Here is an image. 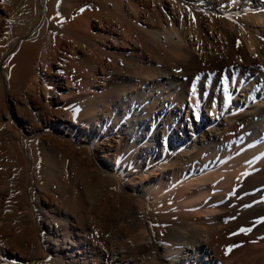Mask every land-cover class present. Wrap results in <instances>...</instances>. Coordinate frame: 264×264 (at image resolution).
<instances>
[{"label": "rangeland", "instance_id": "rangeland-1", "mask_svg": "<svg viewBox=\"0 0 264 264\" xmlns=\"http://www.w3.org/2000/svg\"><path fill=\"white\" fill-rule=\"evenodd\" d=\"M35 1L0 0V264L54 263V259L58 257L54 239L59 234L58 239L64 240L62 232L65 230L69 237L61 249V257L62 261L68 264H152L156 262L151 257L152 250L160 254L161 261L168 262L169 258L165 255L163 245L153 242L155 248H145L143 234L136 228L134 218L129 217V202H131L129 196L113 189V192L112 190L110 192L102 183L110 174L105 172L103 163H106L109 172L116 170L118 162L116 156L119 155L118 159L123 158L124 154L121 152L126 147L127 141L134 146L138 143V147L133 152L140 156L137 163H144L147 156L141 153V146L145 141V135L134 128L128 129L130 134L133 133L134 139L126 137V140L125 136L128 135L124 128L128 120L124 115V109L121 108L117 115L113 110L112 102L109 101L106 103L95 101L94 113L87 106L86 110L89 113L87 116L91 118L81 120L80 100L84 98L88 101L90 94L111 98L117 93L128 98L132 90L141 89L139 74L149 70L152 72L157 70L153 73V80H150H158L157 84L164 90L165 86L158 79L160 72L179 73V80L182 82L180 89L183 94L174 92L169 96L168 101L161 102L162 104L164 102L162 110L154 112L150 110L147 113L142 112V115L150 125L153 123L162 125L159 132L161 135L164 129H167V141L172 149H186L194 142L193 137L200 135L196 127L202 126L204 117L206 114L209 115L208 110L213 105L220 106L222 112H225V107L228 105L227 94L231 91L228 90L227 79L233 71L238 76H242V82H248L249 89L255 87L253 93L255 98L262 97L264 73H261L260 65H250L243 57L237 60L238 62L229 64L224 58L210 61L196 54L194 58L190 57L186 61H177L161 53L163 47L154 42V36L151 35L152 38L145 30L139 42L135 40L129 44L121 43L110 50L108 54L111 56L97 53L91 55L92 52H86L78 45L77 39L74 40L78 38L75 37L76 34L62 31V28H65L64 23L60 21L58 25L59 23L54 21V18L59 19L56 17L57 9L52 7L47 14L49 18L47 25L49 22L50 25L51 23L54 25H48L47 32L35 38L40 40L45 36L43 40L37 43L34 40V46L30 45L32 49L35 47V51L30 50L29 47L26 54L28 53V57L31 53L32 55L25 61L24 68L20 66L24 60L23 56L17 57V50L12 48L16 34L11 32L10 26L16 24L35 30L39 25L37 22L40 21L38 12L37 15L34 12L37 5ZM185 1L187 2L184 3V10L189 18L187 24L189 30L185 29L187 37L201 28L213 36L225 32L226 43L228 37L233 41L239 39L240 25H244L253 33L258 27L263 29L262 23L258 25L246 16L247 14H242L240 18L233 19L238 33L233 32L228 22L231 19L230 11L233 9L228 0H218L213 7H207V2L203 1L204 5L200 8L203 11H200L198 17L192 13L194 7L190 0ZM258 1L264 2L257 0L255 3ZM169 3L167 2L168 5ZM167 4L163 8L161 5H154L153 0H145V7L150 6L153 10V15L149 18H146L145 12H140V20L152 22V25L148 22L149 26L143 23L146 29L152 27L153 30L162 33L172 26V12ZM141 7L140 5L139 8ZM25 15L28 17L25 18ZM213 19L215 24L210 23ZM95 24L98 26L96 21L92 25ZM180 25L178 22V26ZM93 26L92 30L95 31ZM180 28L184 30V26ZM52 33L54 37L60 36L58 38L61 43L65 39L75 42L72 44L75 49L73 58L76 61L68 54H64L62 48L58 49V56L60 55L57 56L58 66L51 65V70L48 72L55 79L54 91L48 93L43 92L42 89L38 91L34 89L30 79L35 68L42 72L41 55L44 53L45 42L53 37ZM219 37L221 41L224 40L222 38L224 34ZM153 51L156 53L154 54ZM92 56L96 59L95 62L99 61L106 66L103 71L98 68L99 73L96 74L95 83L92 79L89 83H85L84 76L75 78L73 72L78 69L81 73L85 72V69L87 70V66L84 68L87 65L85 62ZM18 59H20L19 63H17ZM61 61L67 65H61L63 64ZM75 65L79 68L76 69ZM29 66L31 67L26 68ZM69 67L71 69L73 67L72 71ZM18 69L20 71L28 69L31 72L22 71L24 73L22 74ZM35 81L40 84L38 79ZM240 88L233 87L232 92L236 94ZM34 90L37 92L35 93ZM238 95L243 98L241 93ZM250 101L253 104L252 99ZM63 123H67L68 126L64 128ZM244 124L239 123V128L235 130L241 131ZM92 139L98 142L94 144ZM158 154L161 155L160 150ZM148 163L149 161L145 164ZM59 176L60 179H57ZM54 208L60 210L56 222L51 217ZM45 218L49 219L50 223H47ZM131 224L133 227H129ZM239 245L232 258L233 264H241L242 261L248 263L249 259L255 260L263 251V246H259V242L246 243L245 247L243 243ZM244 248L245 251L242 250Z\"/></svg>", "mask_w": 264, "mask_h": 264}, {"label": "bare ground", "instance_id": "bare-ground-1", "mask_svg": "<svg viewBox=\"0 0 264 264\" xmlns=\"http://www.w3.org/2000/svg\"><path fill=\"white\" fill-rule=\"evenodd\" d=\"M153 1L154 5H161L162 7L170 2L167 7L172 12V26L166 32L160 33V31L153 30L152 27L146 29L143 23L149 26L148 22L151 25L152 22L139 19L141 11L147 14L148 17L146 16V18L153 15L150 6L145 7V0H36V11L34 12L39 14L40 21L37 22L39 25L34 30L31 27L26 28L12 24L10 26L11 32L16 34L12 41V48L17 50V57L23 56L22 59L24 60L20 66L24 67L25 61L32 55L31 53L28 57V53L26 54L30 45L33 44L34 46L33 41L48 30V25H54L53 23L50 25V22L47 25L49 20L47 14L54 7L57 9L56 17L59 19L55 20L54 18V21L59 23L58 25L62 21L65 26L62 28L63 30L57 29L76 34L75 37L78 38L73 39H77L78 45L82 46L86 52H92L91 55L93 53L110 55L108 54L110 50L121 43L129 44L135 40L139 42L143 30H145L150 36H154V42L156 41L163 47L161 50H164L161 53L177 61H186L190 57L194 58V54H196L210 61L224 58L230 64L238 62L237 60L243 57L250 65H260L261 73H264V2L228 0L233 9L230 11L231 19L228 20L233 32L236 33L238 30H235L233 19L240 18L242 14H247L246 16L258 25L262 23L263 29L258 27L256 29L257 35L256 31L253 33L247 30L244 25H240L241 36L238 37L239 39L233 41L228 37L225 43V32L223 33L224 37H222V33V35L217 33L218 35L213 36L201 28H198L199 31L192 36L187 37L185 29L189 30L187 25L189 18L188 13L186 14V10H184V3L187 1ZM203 1L207 2V7H213L218 0H190L194 7H192V13L196 14L197 17L200 11H203L200 9L204 5L202 4ZM140 5L141 8H139ZM26 17L28 16L25 15ZM208 19L210 20L209 17ZM95 21L98 26L92 25ZM213 21L215 22L213 19L210 23L215 24ZM178 22H180V26H178ZM92 26L95 27V31L92 30ZM181 26H184V30L180 28ZM71 33L70 36H72ZM65 35L68 36V34ZM219 36L224 40L221 41ZM58 37L60 36H53L50 40L48 39V42L46 41L47 43L45 42L44 53L41 55L42 72L35 68L34 74L32 73L30 83L37 91L42 89L43 92L53 93L55 79L48 72L51 70V65L58 63L59 48H62L63 53L68 54L74 60L75 49L72 43L75 42L65 39L61 43ZM43 38L41 39L43 40ZM41 39L35 40L36 43ZM38 46L41 47L42 45ZM34 48L30 47V50L35 51ZM90 53L87 55L91 56ZM153 53L155 54L156 51ZM24 54L26 55L24 56ZM13 58L15 60V56ZM72 59L70 60L73 61ZM86 61L84 60L87 64L84 68L87 66V70L85 69V72L82 73L78 71L79 69L75 70L73 72L74 77L84 76L85 83H89L91 79L95 83L97 81L96 74L99 73L98 68L103 71L106 65L99 61L98 63L95 62L96 59H93V56ZM61 65H67V63ZM77 67L79 68L76 66V69ZM27 70L23 69L22 71ZM231 70L233 71V69ZM27 72H31V70ZM155 72L149 70L139 74L141 89L132 91L129 89L131 93L128 98L117 93L111 98L90 94L88 101L84 98L80 100L81 117L79 114L77 115L81 120L91 118L87 116L89 114L86 110L87 106L94 113L95 104L93 103L95 101L101 103L109 101L112 102L113 110L116 111L117 115L122 110L121 108L124 109V115L128 120L124 128L128 135L125 138L134 139L133 133L130 134L128 130L132 128L145 135V141L141 146V153L147 156L144 163H137L140 156L133 152L138 147V143L134 146L127 141L126 147L121 152L124 154L123 158L118 159L119 155L116 156L117 171L109 172L106 163H103L105 172L110 173L108 179L103 180V186L110 192L113 189L129 196L131 199L129 217L134 218L136 228L143 234V244L146 249L155 248L153 242L157 245H163L169 261H161L160 254L158 255L155 250H152L151 257L153 261H156L152 264H233L232 258L241 246L239 244L243 243L245 247L246 243L255 242H259V246H263L262 254L257 252L260 254L259 256L253 255L257 256L255 260L248 258V263L241 260V264H264V94L259 99L255 98V94H253L255 87L249 89L248 82H242V76H238L233 71L227 79L228 90L231 91L227 94L228 105L225 107V112H222L220 106L212 104L213 107L208 110L209 115L206 114L204 117L202 126L196 127L200 137H193L194 142L186 149H172L167 141V129H164L163 135H161L159 132L162 125L159 123L150 125L142 112L162 110L164 102L168 101L170 95L177 91L178 94H183L180 89L182 82L179 80V73L160 72L159 82L165 86V89L162 90L161 86L157 84L158 80L152 81ZM36 79L40 84L35 81ZM233 87H241L240 92L237 91L234 94L232 92ZM238 93H241L244 99ZM251 99L253 104L250 103ZM49 100L48 102H50ZM239 123H245L244 127L240 126L241 131H236ZM62 126L65 128L68 124L63 123ZM92 142L96 144L98 141L92 139ZM159 150L161 155L158 154ZM147 161L149 163L145 164ZM57 179H60V176ZM45 180L47 179L45 178ZM48 182L50 181L48 180ZM56 182L54 180V183ZM58 210L55 208L52 210L51 217L55 222L59 219ZM43 212L48 213L47 211ZM39 214L43 216V214ZM46 222L50 223V220L47 219ZM129 227H133L132 224ZM62 233L64 240L58 239L59 234L54 239L58 257L51 264H68L62 261L61 249L69 236L67 230ZM186 245L189 246L186 247ZM250 248L253 247L250 246ZM245 249L242 250L245 251ZM233 260L235 262V259Z\"/></svg>", "mask_w": 264, "mask_h": 264}]
</instances>
